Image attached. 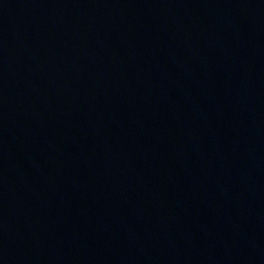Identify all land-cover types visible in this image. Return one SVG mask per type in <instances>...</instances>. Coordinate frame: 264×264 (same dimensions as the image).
<instances>
[{"label": "water", "instance_id": "95a60500", "mask_svg": "<svg viewBox=\"0 0 264 264\" xmlns=\"http://www.w3.org/2000/svg\"><path fill=\"white\" fill-rule=\"evenodd\" d=\"M0 264H264V0H0Z\"/></svg>", "mask_w": 264, "mask_h": 264}]
</instances>
